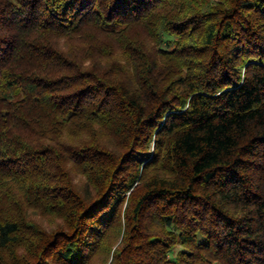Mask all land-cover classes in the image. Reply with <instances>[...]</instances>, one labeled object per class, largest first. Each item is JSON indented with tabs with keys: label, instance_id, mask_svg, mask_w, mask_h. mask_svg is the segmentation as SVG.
<instances>
[{
	"label": "trees",
	"instance_id": "trees-1",
	"mask_svg": "<svg viewBox=\"0 0 264 264\" xmlns=\"http://www.w3.org/2000/svg\"><path fill=\"white\" fill-rule=\"evenodd\" d=\"M206 2L0 0V264H264V0Z\"/></svg>",
	"mask_w": 264,
	"mask_h": 264
},
{
	"label": "rangeland",
	"instance_id": "rangeland-1",
	"mask_svg": "<svg viewBox=\"0 0 264 264\" xmlns=\"http://www.w3.org/2000/svg\"><path fill=\"white\" fill-rule=\"evenodd\" d=\"M212 2H216V0H207L206 3L212 4ZM199 6H200V4H199ZM202 9L207 10L208 6L205 5ZM11 93L12 92H10V94ZM100 133L106 135V133L104 131H101V130H99L97 132V135H99ZM103 139H106L107 141H110L111 143H113L110 139H107V138H103ZM111 151H114V150H111ZM65 171H66V173H68L67 174V182L70 184V189L73 190L74 192H80V193L82 190V192L84 193V184L81 181L85 180V178H82L79 175V173L76 170H74L72 167L65 169ZM52 173L55 174L56 172L52 170ZM71 184L74 185L75 188ZM126 207H127V203L124 204V206L122 208V213L124 212ZM28 212H29L28 215L32 219L37 220L41 226V235H40L41 238H37L38 241H36V243L39 244V246L43 245V243H46L48 241V239H50V236L52 235V233L57 231L58 228L61 227V225L64 223V218H62V217L58 218L57 216L55 217V216L48 215L47 217L42 218L39 216L40 215L39 212H37L34 209H30ZM120 240H121V238L119 239L118 243L115 244L114 247H116L119 244ZM114 241H116V239L114 240V236H113L111 243H114ZM34 247H36V245H33L30 249L32 250ZM180 250H181L180 247H176L174 249V255L176 253H178ZM23 251L28 252L26 247H24ZM19 255H22V254H19ZM33 256H35V255L24 254L23 260L26 262V259H30V257H31V259H30V261H31ZM26 257H28V258H26ZM110 260L111 259H108L107 256H104V255L101 256L100 255L99 259L98 258L94 259L91 264H109ZM27 264H29V262H27Z\"/></svg>",
	"mask_w": 264,
	"mask_h": 264
}]
</instances>
